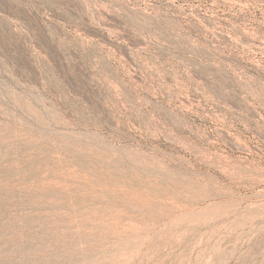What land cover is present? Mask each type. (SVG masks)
Segmentation results:
<instances>
[{
    "label": "rangeland",
    "instance_id": "obj_1",
    "mask_svg": "<svg viewBox=\"0 0 264 264\" xmlns=\"http://www.w3.org/2000/svg\"><path fill=\"white\" fill-rule=\"evenodd\" d=\"M0 264H264V0H0Z\"/></svg>",
    "mask_w": 264,
    "mask_h": 264
}]
</instances>
